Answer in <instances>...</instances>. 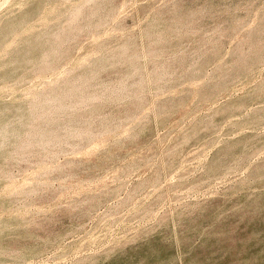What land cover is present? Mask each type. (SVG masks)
<instances>
[{"label": "rangeland", "instance_id": "obj_1", "mask_svg": "<svg viewBox=\"0 0 264 264\" xmlns=\"http://www.w3.org/2000/svg\"><path fill=\"white\" fill-rule=\"evenodd\" d=\"M0 264H264V0H0Z\"/></svg>", "mask_w": 264, "mask_h": 264}]
</instances>
